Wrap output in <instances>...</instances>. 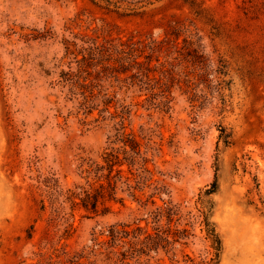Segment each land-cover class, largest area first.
Returning a JSON list of instances; mask_svg holds the SVG:
<instances>
[{
	"label": "rangeland",
	"instance_id": "obj_1",
	"mask_svg": "<svg viewBox=\"0 0 264 264\" xmlns=\"http://www.w3.org/2000/svg\"><path fill=\"white\" fill-rule=\"evenodd\" d=\"M114 1L0 0V264H264V0Z\"/></svg>",
	"mask_w": 264,
	"mask_h": 264
},
{
	"label": "trees",
	"instance_id": "obj_2",
	"mask_svg": "<svg viewBox=\"0 0 264 264\" xmlns=\"http://www.w3.org/2000/svg\"><path fill=\"white\" fill-rule=\"evenodd\" d=\"M100 1L104 2L107 7H110V6L116 7V5L118 3L117 1H114V0H100ZM127 47H128V53L127 54L129 56H133V53L135 51H137L136 48H134V44H128ZM122 53H124V52H121V54ZM132 62L134 64H137V65L139 64L138 62H136L135 59ZM125 143H127V142H125ZM128 143H129L128 145H129L130 149L132 151L137 152V147H138L137 144H135V143L133 144L132 142H128ZM139 163H141L139 168L142 169V167L147 162H104L103 166L96 165L94 169H92V166H90L89 167L90 169L88 170L87 173L94 172V174L97 177V181H103V182H100L98 184L97 189H94L92 192L88 191V190H84L83 191V197L80 199L79 206L81 208H83L86 212H89L91 214H95L97 212V205H98L99 201L103 200L105 198V191L107 190V192H108L107 196L109 197L108 198L109 200L111 199L112 195H114L115 190H116V180H114V179L118 178L119 184L121 183L120 181L123 179L122 167L126 166L128 168V172L130 173V175H133L131 173V168L134 167L135 165H139ZM115 168H118V169L115 170ZM113 172L115 173L114 175H112ZM97 175H99V176H97ZM128 181H129L128 178H125L124 182H122V184H124L127 187V191H130V190L136 191V190L140 189L139 185L141 184V181H142L141 178H139L138 181H135L134 186H130L128 184ZM215 185H216V183L214 182L212 188L206 192V195H210V194H213L215 192V189H216ZM73 197H74V195H73ZM171 214L172 213H170V210L166 214L168 221H170L169 217L171 216ZM158 216H159V213L156 214V217H158ZM203 217H204L203 223L205 226L206 235L209 239H211L212 245L216 246L215 250H218V247L220 246V241L218 239V236L215 233V230L212 227V225L209 223L207 215L203 214ZM183 232H185V231H183ZM110 233H111V236L114 237V234H113L114 231L111 230ZM119 235L128 236V232L126 230L122 229V230H119ZM124 236H122V237H124ZM28 237H30V236H28ZM145 240L147 241L148 244H151V246L157 245L156 247L158 248V245H160V247L162 249L166 248V246L170 244L169 241L167 240V238H163V237L156 238L157 242H155V243L152 241V239L149 235H147L145 237Z\"/></svg>",
	"mask_w": 264,
	"mask_h": 264
}]
</instances>
